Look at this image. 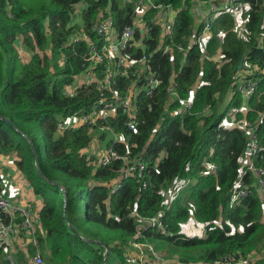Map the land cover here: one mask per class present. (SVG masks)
I'll return each mask as SVG.
<instances>
[{"label":"trees","instance_id":"16d2710c","mask_svg":"<svg viewBox=\"0 0 264 264\" xmlns=\"http://www.w3.org/2000/svg\"><path fill=\"white\" fill-rule=\"evenodd\" d=\"M136 1L0 0V157L17 156L16 167L43 201L40 222L44 231L38 239L45 264H107L109 255L124 260L136 234L133 211L145 218L164 213V229H152L140 240L164 259L214 263L233 257L264 264V193L254 187L231 206L248 140L241 130L222 127L226 116L242 107L239 82L258 81L248 112H240L238 118L259 122L264 147V117L259 120L264 114V0H238L248 6L241 29L229 14L212 20L205 51L196 45L189 48V38L198 28L193 2L152 0L177 12L173 35L165 40L176 48L174 58L162 51L151 57L162 85L153 98L139 97L138 134L129 131L127 116L121 112L109 122L129 148L106 136L98 138L105 148L114 146L122 154L130 151L141 157L147 166L141 180L124 179L111 195L121 162L95 168V157L87 153L94 142L88 127L57 131L61 120L88 113L99 98L93 86L80 88L73 97L65 94V88L87 68L89 42L101 43L94 25L101 18H111L122 31L134 23ZM79 5L85 8L81 13ZM154 17L150 12L142 20L148 31V55L160 42L161 29ZM78 35L86 39L74 43ZM135 37L141 38L139 30ZM21 46L28 51L27 58L20 53ZM133 53L139 58L143 51L134 49ZM244 70L246 76H242ZM173 75L178 96L167 106ZM118 81L125 94L129 79ZM186 100H191L187 111L171 116ZM206 161L216 165L215 173L207 170ZM187 180L190 184L166 209L164 190L175 181ZM252 181L247 178L248 183ZM192 216L207 225L203 237L181 233ZM37 250L29 245L27 251H0V264H32ZM255 255L261 257L254 260Z\"/></svg>","mask_w":264,"mask_h":264},{"label":"built area","instance_id":"2783aa9c","mask_svg":"<svg viewBox=\"0 0 264 264\" xmlns=\"http://www.w3.org/2000/svg\"><path fill=\"white\" fill-rule=\"evenodd\" d=\"M183 5L193 2L192 13L195 17L197 27L193 36L189 38V48L200 46L205 51L208 41H205L206 33L211 34L213 21L221 15L229 14L234 17L236 24L241 25L243 16L248 10V6L240 3L238 0H180ZM221 1V2H220ZM150 12L155 13L154 24L161 29L160 42L158 47L147 54V44L145 43L148 34L144 26L143 18ZM176 10L171 6L165 7L156 5L152 0H137L134 4V23L119 31L111 18H101L93 27V31L101 38V43L95 44L89 42V53L85 58L87 68L83 74L88 82H80V76L75 78L76 86H67L65 94L73 97L78 94L82 87L93 86L99 93V98L93 103L91 110L86 114L77 113L68 120H61L58 124V133H64L71 129L88 127L94 135V142L90 146V156L95 157L94 166L107 167L114 162H121L122 168L119 171L118 178L113 182L110 194H115L119 189V184L128 178L141 180L146 172L147 166L141 157L133 156L130 151L124 154L120 153L114 146L105 148L98 140L101 136H106L107 140L114 143L123 144L129 148L127 140L116 133L109 125V122L116 119L119 112L127 116V128L133 134L139 133L140 113L139 97L144 94L153 98L159 91L162 80L157 77L151 65V57L154 53L162 51L165 55H171L174 58L176 48L172 44H166L165 40L173 35V27L176 20ZM77 23L81 24L79 20ZM201 29V30H200ZM139 30L141 38L135 37L136 31ZM84 35L75 36L73 42L84 41ZM140 49L143 51L141 57L136 58L133 50ZM23 52V49L20 48ZM178 51L187 53L183 47H178ZM102 66V69H97ZM126 77L129 84L122 89L119 88V79ZM175 76H172L168 95L171 100L167 106L176 100ZM258 81L246 80L240 81L237 85V91L241 94L243 103L240 109L232 110L222 123L224 129H239L248 140V146L244 155L240 159L242 165L239 178L237 179L231 197V206L236 205L241 199L252 193L253 188L260 194L264 193V147L259 140L258 126L259 122L251 123L246 117L238 118L240 112L246 113L249 110V100L254 96L257 90ZM191 100L183 102L182 107L171 113V116L183 114L190 107ZM264 114L260 115V121ZM161 123L155 128L156 133ZM97 141V142H96ZM95 148V151L92 148ZM104 150H103V149ZM205 167L210 173L216 172V165L206 161ZM10 174H5L0 169V251H13L15 248L27 251L29 245L38 248L32 258V264H45L44 258L39 249L38 235L44 230L41 227L40 213L36 212L29 201L21 199L18 201L12 198L8 193L14 188L10 185ZM252 178L251 183L247 178ZM18 183V181H16ZM190 181L174 182L173 190L164 191L166 199V209L182 189L187 187ZM20 186V185H19ZM18 192V188H15ZM23 192V189L20 190ZM145 218L140 216L136 211L131 213V217L136 222V234L130 242V250L124 255V260L119 264H250L253 260L250 258L235 260L233 257H227L214 263H183L179 260H167L152 246L142 243L144 234L152 229L162 231V215ZM220 226V223H217ZM207 225H204L202 234L206 233ZM9 259L14 263L12 256Z\"/></svg>","mask_w":264,"mask_h":264},{"label":"rangeland","instance_id":"374dc122","mask_svg":"<svg viewBox=\"0 0 264 264\" xmlns=\"http://www.w3.org/2000/svg\"><path fill=\"white\" fill-rule=\"evenodd\" d=\"M83 9H85V8H82V6L79 5L78 8H77V12H78V13H81V11H82ZM242 24H243V22H242ZM242 24L239 25V26H240L239 29L242 28ZM239 33L241 34V32H239ZM210 37H211V34H210L209 32L206 33V35H205V41H208V40L210 39ZM24 52H25V51H24ZM24 52H20V53H22V54L27 58L28 55H29V54H28V51H26L25 54H24ZM48 54H50V51H48ZM245 72H246V70L242 71V76H246V75H247ZM79 81H80V82H88L87 79H86V77H85L84 75H81V76H80ZM72 86H73V87L76 86V83L74 82V84H73ZM96 142H97V141H96ZM97 143H98V142H97ZM97 143H93V145H94V146H97ZM91 148H92V147H91ZM92 149L95 151V148H92ZM102 149H103V148H102ZM103 150H104V149H103ZM89 152H91L90 147H89L88 150H87V153H88V154H89ZM3 157H7V158H8V162H4L5 166H9V168L7 167V168H8L7 170L9 171L10 168H11V169H12L11 171H13V169H14L13 166H15L14 163L16 162V159H15V158H16L17 156H16V157L1 156L0 158H3ZM0 168H1V170H4L3 167H2V164L0 165ZM9 176H10L9 180L11 181L10 185H11L13 188H18V189H19L18 192L21 193L20 190H22V187H21V185L19 184V182H18V183L16 182V181H18L17 178H16V176H13L12 174H10ZM19 185H20V186H19ZM92 185H93V183H92ZM173 187H174V186L171 185V186L168 188V190H164V191H165V192H167V191H171V190H173ZM23 192H24V191H23ZM82 204L84 205L85 202L83 201ZM203 227H204V224L197 222V221L195 220V218L192 216V217L189 219L188 222H186L185 224L182 225V232H181V233L184 234V235L187 236V237H190V238H193V237H200L201 234H202ZM161 252H162V251H161ZM162 253H166V252H162ZM112 260H116V264H119V260H118V258H116L114 255H111L110 258H108L107 264H110V262H111Z\"/></svg>","mask_w":264,"mask_h":264},{"label":"crops","instance_id":"0c3cea01","mask_svg":"<svg viewBox=\"0 0 264 264\" xmlns=\"http://www.w3.org/2000/svg\"><path fill=\"white\" fill-rule=\"evenodd\" d=\"M83 8V7H82ZM77 20H80V17L77 18ZM20 48L23 49V52L24 54L26 53V49L23 48V46H21ZM29 56V55H28ZM17 160V157L15 158ZM4 162H8V158L7 157H3V158H0V165L2 164V167H3V172L6 174L8 172V174H12L13 176H16L19 184L21 185L22 189L24 192H17L16 189L14 188L13 190H10L9 191V195L18 200V201H21V199H24V200H27L29 202H31L30 204L33 205V208L36 212L40 213L42 207H43V201L37 197L35 195V193L33 192L31 186L28 184L26 178L24 177V175H22L20 173V171L18 170V168L16 167L15 163L13 166L14 169L13 171H11L12 169L10 168V170L8 171L7 169L9 168V166H5ZM8 167V168H7ZM1 169V168H0ZM132 251V249L130 250V252ZM111 255H109L108 258H110ZM261 257V255H255L253 258L254 260H257ZM110 264H116V260H112L110 262Z\"/></svg>","mask_w":264,"mask_h":264},{"label":"water","instance_id":"95a60500","mask_svg":"<svg viewBox=\"0 0 264 264\" xmlns=\"http://www.w3.org/2000/svg\"><path fill=\"white\" fill-rule=\"evenodd\" d=\"M240 67H242V64L240 65ZM6 122L8 123V124H10V125H12L13 126V124H12V122L10 121V120H6ZM78 234V233H77ZM97 243V242H96ZM99 244H101V243H99ZM108 255H109V251H107V253H106V258L108 257Z\"/></svg>","mask_w":264,"mask_h":264}]
</instances>
